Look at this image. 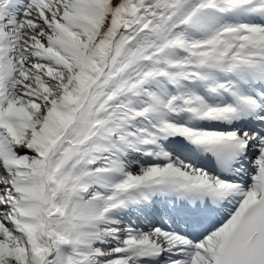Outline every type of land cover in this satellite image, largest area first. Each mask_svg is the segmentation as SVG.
I'll list each match as a JSON object with an SVG mask.
<instances>
[{"label":"snow or ice","instance_id":"6c2138e0","mask_svg":"<svg viewBox=\"0 0 264 264\" xmlns=\"http://www.w3.org/2000/svg\"><path fill=\"white\" fill-rule=\"evenodd\" d=\"M0 264H264V0H0Z\"/></svg>","mask_w":264,"mask_h":264}]
</instances>
